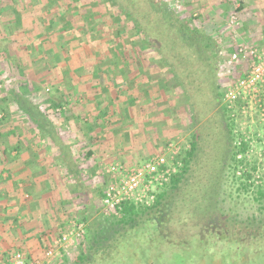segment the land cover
<instances>
[{"label":"rangeland","instance_id":"rangeland-1","mask_svg":"<svg viewBox=\"0 0 264 264\" xmlns=\"http://www.w3.org/2000/svg\"><path fill=\"white\" fill-rule=\"evenodd\" d=\"M164 1L189 25L211 37L216 51V57L211 59V50H205L202 43L196 54L182 43L167 45L163 54L174 65L176 78L158 59L139 54V38L128 24L126 30L119 28L124 50L113 42L109 35L117 26L105 25V13L104 17L97 13L102 12L100 6L90 9L97 13L95 31L89 32L88 26L81 29V22L76 21L71 30L64 32L68 40L72 38L65 44L68 53L64 59L57 40L62 24L55 17L63 13L67 21H72L74 10L64 12L56 2L46 13L47 0H0V127L10 121L15 103L9 96L17 93L34 108L39 121L50 123L57 139L59 136L67 143H56L54 148L83 159L73 178L79 200L71 206L72 221L54 239L58 241L68 232H72V237L79 236H74L71 244L51 242L43 257L28 258L24 254L27 261L34 264L73 261L85 234V226L80 222L82 212L86 209L91 220L104 213L98 200V192L104 190L106 181L101 176L103 167L111 162L143 164L158 154L165 155L170 162L177 157L180 160L192 135L196 141L193 158L177 189L170 193L174 213L181 212L187 220L169 230L183 235L196 222L199 226L214 223L247 232L246 228L264 224V197L256 194L259 186L264 189V111L259 110V104L264 107V89H259L257 98L243 106V111L240 105H234L231 146L222 132L225 125L220 108L224 99L219 105L214 103L215 85L225 89L230 81L222 66L225 56L237 43L262 45L264 0ZM15 12L19 14V24L14 23ZM51 19L52 26L47 27ZM118 52L124 59L116 58ZM208 62L217 65L215 71L207 66ZM97 68L108 72L93 77ZM111 77L117 84L115 88L109 80ZM98 100L103 103L96 104ZM257 100L260 102L256 103ZM106 105L108 116L101 120L98 110L103 112ZM88 127L92 128L91 132L86 131ZM39 131V139L46 141L47 135ZM237 135L247 143L248 150L245 166H240L234 175L240 177L254 165L256 169L250 171L248 182L233 177L230 152L238 144ZM88 152L90 156L84 157ZM0 154L4 157L1 151ZM57 177L67 178L63 171ZM69 184L65 186L68 188ZM263 231L264 228L257 240L261 248L256 249L250 238L238 251L233 238L223 237L215 244L189 235L184 237L183 244H174L157 235L140 234L121 242L117 252L108 256L104 264H264ZM49 249L52 255L45 256ZM12 252L0 255V264H10L15 253Z\"/></svg>","mask_w":264,"mask_h":264},{"label":"trees","instance_id":"trees-1","mask_svg":"<svg viewBox=\"0 0 264 264\" xmlns=\"http://www.w3.org/2000/svg\"><path fill=\"white\" fill-rule=\"evenodd\" d=\"M79 1L80 0H47L46 13L51 10L56 2L60 4V9L62 11L66 12L71 9L76 12L72 21H67V18L65 17L66 14L64 15L63 13L58 14L55 17L62 24L60 31L57 33V35H59L57 40L60 41V50L62 49L64 51V59L67 58L68 53L65 44L72 39L70 38L68 40V37L66 36L67 33L64 35V32L66 30H71L72 24L76 21L81 22V29L88 26L90 28H87L89 32L95 31V28H97L96 22L98 23V21L95 20L94 16L97 13L98 16L101 17H104L105 13V25L112 23L117 26L109 36L122 50H124L125 44L119 28L126 30L125 26L128 24L131 27V30L135 32V36L139 38V45L137 47L139 54L143 53L151 58L154 57L158 59L163 67L169 70V74L175 78L177 75L173 70L174 65L169 62L163 54V49H165L167 45L174 44L175 42L177 44L182 43L187 45L188 48L196 54L199 52V45L202 43L205 50H211V59L216 57V51L212 48L214 46L212 45L211 37L202 33L195 26L189 25V21L180 17L179 14L171 9L164 0H87L84 4H81ZM91 8H99V10L102 8L101 11L103 13L100 11L101 14L99 12L95 14L90 11ZM51 22H53V19L47 24V27L52 26ZM14 23H20L19 14L17 12H15ZM98 32H102V30ZM163 37L169 41H164L165 39H163ZM122 55L123 54L119 52L115 54L116 58H120ZM120 59L124 58L122 57ZM98 63L99 65L101 64L99 61ZM112 66L116 67V64L113 63ZM202 66L205 67V65ZM207 66L212 67L214 71L217 68V65L214 62H208ZM97 70L98 71L94 72V74L92 73L93 77L99 74L105 76L108 72V70L101 71L99 68H97ZM110 72L111 68L109 69V73ZM120 73H122V70ZM109 80L115 88L117 84L114 83V79L111 77ZM180 86L181 85H179V87ZM147 88L145 89L144 94L147 93ZM101 90L104 91L102 87ZM214 91V103L219 105L224 99L225 89L224 87L222 89L219 85H215ZM9 97L18 108L23 111V114H25L36 125V128L39 126L40 130L44 131V135H47L48 138L50 137V139L53 140L54 132L51 130L53 127H51L52 125L50 123L40 125L38 123L39 121H37L39 115L36 112H33L34 108L32 107V109L29 107L30 105H28V102L23 101L17 93H11ZM130 100L132 101V104L133 99ZM99 103L103 102L98 100L96 104ZM56 106H58V104H56L54 108H56ZM236 106H238V104H236ZM108 107L109 106L106 105L103 112L98 110V115L101 120H104L105 117L108 116ZM234 113L235 107L228 108L225 103L220 108V115L221 118H224L225 125V130L222 132L223 135H226L227 144L229 146H231L233 141L232 135L235 126L233 123ZM87 131L91 132L92 128L88 127ZM237 136L238 144L233 146L235 150L231 152L229 151L232 160L233 177L239 180L244 179L248 182L251 179L250 171L254 172L256 169L254 165L250 167V170L243 172L240 177L234 175L235 171L240 166H245L244 156L248 150L247 143L242 141L240 135ZM195 150L196 141L195 136L192 135L191 140L188 143V149L185 151L183 157H181L180 160L178 157L174 160L177 163L179 161L181 163L180 166L177 167V172L171 176L169 183L162 189V191L155 194L154 201L149 206H134L130 203H122L119 209L115 210V212H111L103 207V190H100L98 192V200L104 208V215L100 214L97 218L91 220L87 216L86 207L84 208L85 210L82 212L80 222L85 226V234H83L79 241L78 253L75 255L73 261L66 264H104L108 256H111L113 252H117L121 242L128 241L129 238H135L140 234L147 237L157 235L166 242L174 244H183L184 237L189 235L191 237L194 236L197 240L204 241V243L215 242V244L218 241H221L223 237L233 238L236 239L237 242V251L238 249H241L240 246H243L244 243H249V239L252 238L251 242L256 249L261 248L257 244V240L261 237V231L262 228H264V224H261L256 228H246L248 229L247 232H241L240 230H237L238 228L225 229L214 223H211L208 226H199L196 222L189 228L187 227V232L183 235L176 234L175 231L169 230L171 227L176 228L182 223V221L185 222L187 220V217H183L181 212L174 213V205L170 193L177 189V186L182 180L188 167L189 161L193 158ZM89 156L90 153L85 154V157ZM237 156H241V159H237ZM166 187L169 188V192L166 191ZM256 194L260 198L264 197V189L259 186ZM235 222L236 221H233V223Z\"/></svg>","mask_w":264,"mask_h":264},{"label":"crops","instance_id":"crops-1","mask_svg":"<svg viewBox=\"0 0 264 264\" xmlns=\"http://www.w3.org/2000/svg\"><path fill=\"white\" fill-rule=\"evenodd\" d=\"M9 119L0 127V255L20 251L28 258L43 257L46 246L72 221L70 209L79 200L73 178L83 159L54 148L59 142L67 145L57 132L53 140L39 139L40 127L16 104ZM60 171L67 178L58 179Z\"/></svg>","mask_w":264,"mask_h":264},{"label":"built area","instance_id":"built-area-1","mask_svg":"<svg viewBox=\"0 0 264 264\" xmlns=\"http://www.w3.org/2000/svg\"><path fill=\"white\" fill-rule=\"evenodd\" d=\"M222 66L226 77L230 79L224 92V102L228 108L234 105L247 106L249 101L256 99L259 89H264V40L261 46L237 43L225 56ZM259 103L260 100L255 101ZM259 110L264 111L259 104ZM175 154V153H173ZM171 159L174 157H170ZM180 165L166 159L165 155H155L143 164L126 165L111 162L102 168L101 176L106 179L103 190L102 205L111 212L119 209L122 203H130L134 206H149L153 203L155 194L169 183L172 175ZM77 230L81 233V226ZM71 236V237H70ZM78 237L79 234H74ZM72 232L64 234L54 243L70 242ZM49 249L45 256H51ZM10 264H34L27 261L20 251L14 253Z\"/></svg>","mask_w":264,"mask_h":264}]
</instances>
